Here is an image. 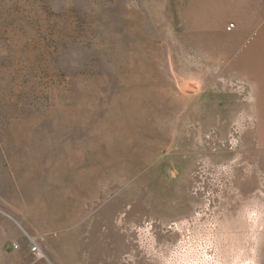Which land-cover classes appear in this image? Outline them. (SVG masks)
Listing matches in <instances>:
<instances>
[{"label":"rangeland","instance_id":"rangeland-1","mask_svg":"<svg viewBox=\"0 0 264 264\" xmlns=\"http://www.w3.org/2000/svg\"><path fill=\"white\" fill-rule=\"evenodd\" d=\"M0 264H264V0H0Z\"/></svg>","mask_w":264,"mask_h":264},{"label":"built area","instance_id":"built-area-1","mask_svg":"<svg viewBox=\"0 0 264 264\" xmlns=\"http://www.w3.org/2000/svg\"><path fill=\"white\" fill-rule=\"evenodd\" d=\"M233 27H234V25L231 24V25L228 26V29L231 30ZM34 250H37V247H35Z\"/></svg>","mask_w":264,"mask_h":264}]
</instances>
